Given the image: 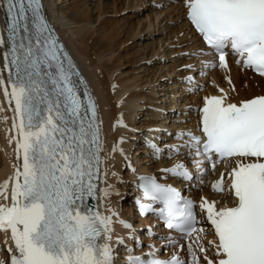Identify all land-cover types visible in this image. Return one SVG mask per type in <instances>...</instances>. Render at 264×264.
Segmentation results:
<instances>
[{
    "label": "snow or ice",
    "instance_id": "6c2138e0",
    "mask_svg": "<svg viewBox=\"0 0 264 264\" xmlns=\"http://www.w3.org/2000/svg\"><path fill=\"white\" fill-rule=\"evenodd\" d=\"M4 3L9 23L7 41L0 35V47L7 44L3 60L8 80L6 84L0 74V88L9 104L14 103L16 135L10 142L16 144L17 162L13 175L0 184V197L8 201L0 203V232L10 233L11 264H117L112 226L118 214L110 206L108 214L101 209L119 193L107 183L108 172H101L97 105L87 93L86 101L81 98L72 79L74 65L51 35L41 0ZM185 5L212 50L207 54L218 55L219 67L228 68L230 49L237 64L264 77V0H185ZM220 92L206 97L200 109L201 135L180 134L181 139L188 137L184 147L189 154L204 158L198 164L207 162L215 169L218 161L235 163L227 187L233 206L217 208L206 199L199 205L214 229L216 240L208 242L214 258L201 243L205 230L196 227L200 221L194 202L171 185L144 176L138 185L143 196L163 204L166 227L183 233L192 257L184 261L173 255L148 264H200L199 253L207 264H264V95L237 104L226 102L227 93ZM162 171L192 179L184 163ZM206 174L202 169L201 177ZM224 181L221 173L213 190L224 192ZM140 207L153 211L151 204ZM123 242L116 238V243ZM129 264L145 261L131 257Z\"/></svg>",
    "mask_w": 264,
    "mask_h": 264
},
{
    "label": "bare ground",
    "instance_id": "6f19581e",
    "mask_svg": "<svg viewBox=\"0 0 264 264\" xmlns=\"http://www.w3.org/2000/svg\"><path fill=\"white\" fill-rule=\"evenodd\" d=\"M110 1V12L102 0L94 12L88 0H41L46 19L74 65L77 83L79 79L88 87L98 108L101 172H108L107 183L119 193L112 195L101 209L108 214L106 209L110 206L118 214L112 226L117 264L126 262L122 251L127 244L135 245L144 253L164 251L170 257L192 259L187 250L188 240L161 232L154 227L156 222L151 223L145 216L135 229L134 223L126 217L128 214L132 218L136 212L135 201L139 196L136 184L143 173L172 187L185 188L188 195L198 200V228L205 230L201 233V243L207 248L209 258H214V247L208 243L216 240L214 229L207 222L206 213L200 212L199 205L206 199L215 201L217 208L233 206L234 197L227 192V187L228 174L235 163L225 160L222 167L215 169L196 164L192 171L188 162L195 155L189 154L184 147L186 135L181 139L180 134L199 130L200 109L206 97L222 95L220 89H223L228 96L226 102L239 104L264 95V77L242 68L236 63L237 59L231 57L226 69L219 64L206 68V62L213 58L186 20L185 0ZM156 8L159 12L154 10ZM7 25L6 4L0 0V35L6 41ZM129 42L133 44L128 45ZM148 48L149 54L146 53ZM5 51L7 44L0 47V74L7 84ZM0 108L3 109L0 111V184H3L13 175V165L17 162L16 144L10 142L16 135L14 103L9 104L3 88H0ZM172 120L178 123L170 127L168 122ZM153 145L160 149L159 153ZM177 147L178 154L174 151ZM177 163H184L195 175L192 180L162 171ZM202 169H207V174L201 177ZM221 173L225 177V191L218 193L212 184L220 179ZM10 193L11 184L9 196ZM6 202L0 197V203ZM121 220L131 227L125 228L119 223ZM139 229L143 236L136 232ZM117 237L124 242L116 243ZM10 247H14L10 233L0 232V264H11ZM203 255L199 253L200 264H207Z\"/></svg>",
    "mask_w": 264,
    "mask_h": 264
},
{
    "label": "rangeland",
    "instance_id": "374dc122",
    "mask_svg": "<svg viewBox=\"0 0 264 264\" xmlns=\"http://www.w3.org/2000/svg\"><path fill=\"white\" fill-rule=\"evenodd\" d=\"M109 1V2H108ZM99 2H101V0H88V4L90 5V8H92V11H96V9H98L97 7L99 6V4H102V3H99ZM102 2L104 3V7H106L105 9L106 10H109V12L112 10V8L111 7H109V6H111V1L110 0H106V1H104V0H102ZM105 3L107 4V5H105ZM110 3V4H109ZM103 6V5H102ZM157 9V10H156ZM156 9H154L155 11H157V12H159L158 10V8H156ZM95 18H96V15H94V17H93V21H95ZM99 26V25H98ZM160 27H162V26H160ZM99 28V27H98ZM166 35H164V37H165ZM94 37V39L95 38H97V35H95V36H93ZM163 37V36H162ZM163 37V38H164ZM165 39H163V41H164ZM155 41H157V40H155ZM137 42H138V44H139V41H136V44H137ZM146 42H151V41H146ZM133 43H131V42H129V44L128 45H132ZM90 46V45H89ZM91 47V46H90ZM150 47V46H149ZM92 49V48H91ZM150 49H151V47H150ZM149 48L146 50V53H150V50ZM148 53V54H149ZM140 56H143L144 57V55L143 54H141ZM142 57V58H143ZM146 67V66H145ZM144 67V68H145ZM155 69H159V68H155ZM160 70V69H159ZM163 70L164 69H162V72H163ZM162 75H165V73H162ZM165 105H167V104H165ZM165 108V107H164ZM179 113V112H178ZM177 116V115H176ZM175 116V117H176ZM170 119H168V121H169ZM168 121H166V122H168ZM178 123V121H175V120H172V121H170V122H168L169 124H170V127H172V125L174 124V123ZM143 157V156H142ZM166 161H168V159H166ZM189 164V163H188ZM155 165V164H154ZM123 210V212L124 213H126L125 211H126V209L125 208H123L122 209ZM126 217L127 218H129V220L131 219V223L133 224L134 223V228L136 229L137 228V226L139 225V223H140V220L139 219H137V217L134 215V217H132V218H130L129 217V215L127 214L126 215ZM134 218V219H133ZM136 219V220H135ZM136 232H139V234L138 235H140V236H143V231H141V230H137Z\"/></svg>",
    "mask_w": 264,
    "mask_h": 264
}]
</instances>
